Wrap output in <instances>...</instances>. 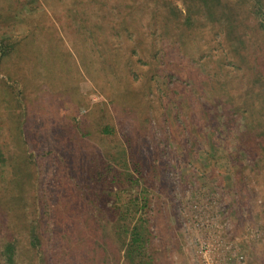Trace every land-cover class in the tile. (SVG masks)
<instances>
[{
  "label": "rangeland",
  "instance_id": "1",
  "mask_svg": "<svg viewBox=\"0 0 264 264\" xmlns=\"http://www.w3.org/2000/svg\"><path fill=\"white\" fill-rule=\"evenodd\" d=\"M101 2L97 9L94 0L74 7L0 0V37L20 49L0 66V238L15 240L17 264H129L110 208V190L119 188L122 202L136 193L140 204L146 199L144 264H198L199 245L216 240L218 264H239L221 260L232 244L244 255L240 264H264V38L245 0H220L222 25H196L181 46L155 37L159 79L154 66L134 63L142 52L128 66L117 57L127 45L110 41L105 26L92 54L79 24L114 19L110 27L124 15L120 2ZM171 5L185 14L180 0ZM33 70L40 74L32 79ZM16 76L28 85L15 84ZM206 111L217 113L216 133ZM105 125L111 134L102 133ZM122 154L134 188L96 180L104 158ZM14 194L25 199L27 221L37 218V251Z\"/></svg>",
  "mask_w": 264,
  "mask_h": 264
},
{
  "label": "trees",
  "instance_id": "2",
  "mask_svg": "<svg viewBox=\"0 0 264 264\" xmlns=\"http://www.w3.org/2000/svg\"><path fill=\"white\" fill-rule=\"evenodd\" d=\"M70 6H77L80 5L81 0H69ZM95 5L101 4V1H108V0H94ZM184 7V13L180 10H176V8H172L171 0H114L115 3L120 2V5L123 7L124 15L119 19L118 22H115V26H107L109 25L114 19H106L108 20V24L104 19L101 23H95L94 25L85 26L86 21H82L79 24V28L81 30V35L85 36L88 33V40L90 46L92 48V54L96 51V47L99 43L97 40H101L102 36L100 35L101 26H105L109 29L108 37L110 41H120L121 44L123 42L127 45V51L120 52L117 57H123L124 63L128 66V63L138 55V52H142L143 56L146 55V62L141 63L142 59L144 58L141 54L139 55L140 58H136L134 61L135 64H141L145 66H154L155 70L152 72V76L156 79L161 78L160 74H157L156 71L158 70L156 56V52H153V47L156 46V38L160 39H171L175 40L179 46L182 45L183 39H186L187 35L197 31L198 24L205 27L209 26L210 29L213 27H217L222 25V19L225 18L222 12H218L217 7L220 4V0H180ZM100 7V6H99ZM245 7L248 13L253 17L254 24L257 30L260 32L261 36L264 38V0H245ZM140 8L142 10V15H137L135 12L132 13L133 9ZM101 9V7H100ZM168 16H163L162 14L165 13L163 11H169ZM71 9H69V13ZM122 12V11H121ZM171 18V19H170ZM161 19V20H159ZM228 22V21H227ZM197 25V26H196ZM93 26V27H92ZM229 26V25H228ZM97 30H96V29ZM136 29L143 30L146 32L145 40H148V46L152 47V49L148 50L147 52L144 50V46L140 45L135 37H137ZM169 37V38H168ZM144 40V41H145ZM123 41V42H122ZM5 41L3 38L0 37V66L2 65L3 61L8 60L13 54L16 56H20L19 50L16 47H19V43L14 42L11 43ZM16 43V44H15ZM98 43V44H97ZM121 49V48H120ZM98 50V49H97ZM109 52L115 56V48L110 45ZM97 53H103L102 57L103 60L106 61V51L98 50ZM22 55V53H21ZM52 57V53H50ZM155 62V64H154ZM118 62L116 63V65ZM140 66V65H139ZM131 67V66H130ZM45 69H49V67H44ZM157 69V70H156ZM217 70V68H216ZM6 71V70H5ZM85 71L91 73L92 70ZM37 70H33V75H31L32 79L39 75L40 72ZM131 72V71H130ZM94 73V72H93ZM132 73V72H131ZM130 73V74H131ZM179 74V72H176ZM89 75V74H88ZM167 79H172L170 75H164ZM91 81L94 80L92 76L89 75ZM176 77V75H175ZM6 78L11 81L12 78L7 74ZM17 80H15V84L17 85H28V82H22L20 78L16 76ZM212 78L209 76L208 80L211 81ZM207 80V82H208ZM166 83L162 82V85ZM151 84H147L146 87L143 89L146 91L150 90ZM20 93V88H19ZM208 102V98H207ZM245 102V101H242ZM45 103V100L42 98L40 101L41 106ZM213 106V105H211ZM228 108L226 110H230L229 104H227ZM216 113V112H214ZM205 115V121L207 127H209L210 131H217V113L212 116H208L209 113L203 112ZM210 120H209V118ZM208 118V119H207ZM219 120L221 117L218 116ZM229 121L222 120L223 126H230L232 119L231 117L228 118ZM210 124V125H209ZM102 133L109 135L112 132V128L108 125H105L102 129ZM122 156L118 158H112L110 156H106L102 163V169H98L97 172H94V176H96V180H99L103 185L110 186L117 182V180L126 181L130 187L135 186L137 181H135V176L129 172V167L127 165L126 159ZM6 160L4 159L3 155L0 152V164H5ZM25 164V162H24ZM98 167V166H97ZM115 167H117L118 175L115 173ZM137 173L139 171L135 169ZM118 191L112 192L115 197L114 202L111 203L110 208L112 210V214L115 218V233L117 235L125 236L124 240V249H123V258L126 263L129 264H144L145 255V245L148 242V235H147V228H145L142 224V210L147 208L146 199H144L145 203L140 204V201L136 194H132L126 202L121 201V193L126 191L124 189L117 188ZM94 197H100L99 195L94 194ZM21 198V199H20ZM12 201L22 203L21 216L24 217V225L23 229L27 231V238L28 244L31 250L37 251L40 246V233L38 231V226L36 223V219L34 218L30 222L27 221L26 211L27 205L24 203L25 199L22 196H11ZM122 203V204H121ZM145 212V211H144ZM39 233V234H38ZM16 252L17 246L14 239H9L7 236L4 238H0V264H17L16 261Z\"/></svg>",
  "mask_w": 264,
  "mask_h": 264
},
{
  "label": "built area",
  "instance_id": "3",
  "mask_svg": "<svg viewBox=\"0 0 264 264\" xmlns=\"http://www.w3.org/2000/svg\"><path fill=\"white\" fill-rule=\"evenodd\" d=\"M226 253L221 257L222 261L228 260L235 263H242L244 255L239 252L238 246L232 244L224 248ZM217 240L212 243L203 242L198 247V264H218Z\"/></svg>",
  "mask_w": 264,
  "mask_h": 264
}]
</instances>
